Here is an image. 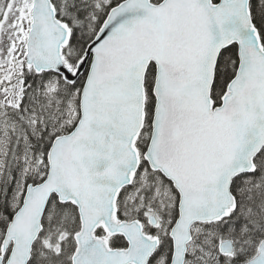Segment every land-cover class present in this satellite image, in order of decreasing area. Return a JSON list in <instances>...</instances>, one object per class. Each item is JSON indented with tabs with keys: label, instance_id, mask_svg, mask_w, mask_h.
Returning a JSON list of instances; mask_svg holds the SVG:
<instances>
[{
	"label": "snow or ice",
	"instance_id": "snow-or-ice-1",
	"mask_svg": "<svg viewBox=\"0 0 264 264\" xmlns=\"http://www.w3.org/2000/svg\"><path fill=\"white\" fill-rule=\"evenodd\" d=\"M0 264H264V0H0Z\"/></svg>",
	"mask_w": 264,
	"mask_h": 264
}]
</instances>
